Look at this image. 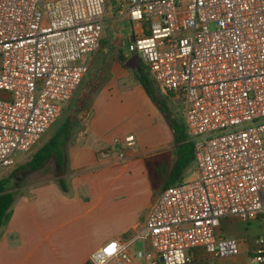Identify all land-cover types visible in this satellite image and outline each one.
<instances>
[{"label":"built area","instance_id":"2783aa9c","mask_svg":"<svg viewBox=\"0 0 264 264\" xmlns=\"http://www.w3.org/2000/svg\"><path fill=\"white\" fill-rule=\"evenodd\" d=\"M107 13V0H0V168L59 119L101 47ZM117 16L134 25L125 57L184 104L194 176L157 194L135 235L107 241L88 264L240 254L218 229L228 217L264 219V0H127ZM252 253L251 264H264V237Z\"/></svg>","mask_w":264,"mask_h":264},{"label":"crops","instance_id":"0c3cea01","mask_svg":"<svg viewBox=\"0 0 264 264\" xmlns=\"http://www.w3.org/2000/svg\"><path fill=\"white\" fill-rule=\"evenodd\" d=\"M96 85L99 88L66 146L65 178L70 177V192L62 191L58 178L10 188L16 201L12 219L0 237V264H42L36 255L43 245L49 243L55 248L53 239L65 236L92 242L94 250L80 263L88 264L91 254L107 241L131 238L143 224L157 194L152 200L149 196L143 220L133 218L121 226L97 228L96 220L83 221L81 217L97 206L86 203L90 196L104 197L109 179L108 187L132 179L130 176L151 186L145 158L171 150L174 134L144 87L119 60L110 66L108 77ZM130 136L135 137L132 146L126 143Z\"/></svg>","mask_w":264,"mask_h":264},{"label":"rangeland","instance_id":"374dc122","mask_svg":"<svg viewBox=\"0 0 264 264\" xmlns=\"http://www.w3.org/2000/svg\"><path fill=\"white\" fill-rule=\"evenodd\" d=\"M127 0H107L108 13L107 20L104 26L103 40L99 51L93 55V61L90 63L89 70L83 81L74 93L71 100L65 105L61 116L55 124L43 135L42 139L29 152L19 153L16 156V165L10 168H0V180L10 179L12 173L21 165L31 161L36 152L42 148L62 126L66 118L74 111L76 100L81 90L88 85L100 84L108 77L110 66L120 57H125L129 53L130 34L133 32V23L130 20L123 19L117 16L118 8L122 7ZM141 65H143L141 63ZM144 67V66H143ZM133 73V69H130ZM159 97L163 96L157 93ZM169 106L172 111H175L177 116L182 120L181 112L184 104L180 99L171 98ZM80 117V116H79ZM78 117V120H79ZM175 151V146L170 150ZM121 152V151H120ZM121 158V157H120ZM58 167L55 159L50 160L47 165L38 172H22L17 177L11 178L10 188H20L31 184L43 183L58 178ZM193 173V164L186 171L184 179L188 180ZM127 178L112 183L109 179L106 186V193L103 198L98 196L89 197L90 200L86 203L93 202L97 206L89 213L81 217L83 221L96 220V224L101 226H121L130 222L133 218L143 220L147 208L146 205L151 195L150 200L155 198L151 186L147 181L142 179ZM70 177H66L69 185ZM70 187V186H69ZM88 188V187H85ZM83 213L80 212L79 215ZM218 234L225 238H232L240 244V254L226 258H214L210 255L201 256L198 264H251L250 257L253 256L256 241L264 237V219L243 220L237 217L224 218L218 229ZM84 238V237H83ZM55 248L46 243L40 249L36 258L41 259L42 264H80L85 261L90 252L93 251L92 242L89 240L79 241L73 237H61V239H53ZM143 249V243L137 242L131 249L130 254L134 258L137 251Z\"/></svg>","mask_w":264,"mask_h":264},{"label":"trees","instance_id":"16d2710c","mask_svg":"<svg viewBox=\"0 0 264 264\" xmlns=\"http://www.w3.org/2000/svg\"><path fill=\"white\" fill-rule=\"evenodd\" d=\"M127 60L126 57L119 59L124 68L130 70L125 66ZM133 74L135 80L144 87L152 102L159 108L174 134V152L168 150L145 158L151 188L155 194H159L184 179L186 171L194 161V147L183 121L169 106L171 97L158 96L159 91L155 82L143 65L140 69L133 70ZM98 88L99 85H88L81 90L74 111L66 118L52 138L36 152L33 159L14 171L11 178H15L18 174L26 171H41L50 160L55 159L59 170L57 182L62 191L70 192V187L65 178L67 172L66 146L78 117L86 110ZM11 178L0 180V237L3 229L12 219L13 206L16 201V195L10 191Z\"/></svg>","mask_w":264,"mask_h":264},{"label":"water","instance_id":"95a60500","mask_svg":"<svg viewBox=\"0 0 264 264\" xmlns=\"http://www.w3.org/2000/svg\"><path fill=\"white\" fill-rule=\"evenodd\" d=\"M125 66L130 69L137 70L141 68V63L137 56H133L127 60Z\"/></svg>","mask_w":264,"mask_h":264},{"label":"snow or ice","instance_id":"6c2138e0","mask_svg":"<svg viewBox=\"0 0 264 264\" xmlns=\"http://www.w3.org/2000/svg\"><path fill=\"white\" fill-rule=\"evenodd\" d=\"M113 247H115V246H113ZM111 250V249H110Z\"/></svg>","mask_w":264,"mask_h":264}]
</instances>
